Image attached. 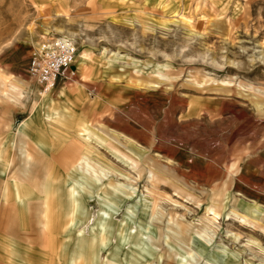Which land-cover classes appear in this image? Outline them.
Listing matches in <instances>:
<instances>
[{
  "label": "rangeland",
  "instance_id": "1",
  "mask_svg": "<svg viewBox=\"0 0 264 264\" xmlns=\"http://www.w3.org/2000/svg\"><path fill=\"white\" fill-rule=\"evenodd\" d=\"M59 36L72 38L77 54L46 91L29 75V60ZM0 72L28 91L23 106L0 97V141L15 143L35 107L41 119L27 129L74 130L98 172L85 175L61 241L76 233L101 246L98 195L105 194L113 205L125 197L113 233H102L109 253L119 245L124 258H149L141 245L122 243L120 232L125 215L135 234L154 216L165 227L152 233L162 257L152 264L178 251L192 264H264V0H0ZM8 148L17 165L20 149ZM75 166L66 180L76 179ZM92 190L98 195L90 199ZM176 221L195 237L189 253L185 241H169L180 230ZM57 251L62 264L79 255ZM87 253L77 264H95Z\"/></svg>",
  "mask_w": 264,
  "mask_h": 264
},
{
  "label": "crops",
  "instance_id": "2",
  "mask_svg": "<svg viewBox=\"0 0 264 264\" xmlns=\"http://www.w3.org/2000/svg\"><path fill=\"white\" fill-rule=\"evenodd\" d=\"M8 75L0 72V97L25 105L27 85L15 75ZM9 84L15 87L9 88ZM19 90L25 93L23 98L18 95ZM35 109L20 122L21 136L18 139L15 135V143L0 141V264H62L63 257L57 249L72 248L77 253L76 233L70 243L61 241L62 234L69 232L66 220L76 205L66 193L65 180L79 154L88 152V147L74 130L53 127L50 136L46 132L41 136L40 128L28 130V122L38 124L41 119L35 116ZM73 141L81 142L78 150ZM8 144L20 149L22 161L17 165ZM74 177L78 175L75 173ZM44 202L50 203L47 209ZM78 260L76 255L70 264H77Z\"/></svg>",
  "mask_w": 264,
  "mask_h": 264
},
{
  "label": "bare ground",
  "instance_id": "3",
  "mask_svg": "<svg viewBox=\"0 0 264 264\" xmlns=\"http://www.w3.org/2000/svg\"><path fill=\"white\" fill-rule=\"evenodd\" d=\"M83 59H85V56L82 54L81 55V60H83ZM14 87L15 86H12V84L11 85L9 84V88H14ZM4 91H7V90L5 89ZM19 131H21V130H19ZM84 131L87 132L88 129L86 128V129H84ZM80 134H81V136L84 137V134H82V133H80ZM86 137L88 139L91 138V136L89 134H87ZM25 143H27V142H24V144ZM78 143L80 144L81 142L79 141ZM74 145L77 147L76 144H74ZM110 151L111 152H115V154H116V151H114L113 149H110ZM88 156H89V153L87 154L86 152L82 153V154H79V157L74 162V164L76 165L74 167L75 168L74 173H76L77 175L82 173V175H79L75 180L72 179V178H69V180H66L68 183H70L68 185V187H69L68 190L70 191V193H68V197L72 200V203L75 202L76 205L78 204V199L80 198V196L83 193L84 188H85L83 186L84 181L87 180L86 179L87 176H85V175H89L91 173V170L95 173V175L98 174V172L94 171V168L90 165V160H89ZM117 158L119 160H121L123 163L128 162V160H126L122 156H117L116 159ZM98 169H99V172H100L99 175H101V177L106 175L107 171L105 172L104 170H102L100 168H98ZM102 173H104V175H102ZM151 176H153V174H151ZM97 177H98V180H99L100 177L98 175H97ZM96 180H97V178H96ZM116 188H117V186H116ZM97 195L98 194L97 193L95 194V192L92 190V191H89V196L88 197L90 199H92L94 197H97ZM123 196H128V195L124 192ZM98 198L101 200L102 209L99 212V219H98V222H97V226H98V231L97 232L98 233L94 232V234L95 233L96 234H99V233L101 234L100 236L97 235V237L99 236L100 239H101L100 240L101 246H97L95 249H93L92 243H88L87 241H85L83 239H79L78 245H77V251H76L77 252L76 254H79V255H77V256H83L84 253L88 254L87 252H89L91 258L95 260V264H100V259L104 260V264H146V263L152 264L151 260L157 259V258H159V259L162 258L161 255H159V257L156 256L158 253L161 254V251L157 252V247L158 246H157L156 243H153V235H152V233L154 234V231L157 230V225H159V227H165V226H164V223H161V222L157 221V219H155L154 216H151L150 218L148 217V219H144L143 216L141 215V218H143V221H144L143 226H144L145 229H143L140 232V234H138L137 232L135 234L134 232L133 233L131 232L130 226L128 225V222H129L128 216L125 215L124 222L122 223V226H123L122 227V231L120 232L121 233V241H122V243L125 244L126 240L130 239L131 242L134 245H136L137 247L139 245H141L142 250L146 251V249H147V251L149 252V258H147L145 260L143 258H140L136 254L133 255V253L130 254V255L126 254L127 256L124 258L123 254L120 253L121 252L120 251V247L121 246H119V245L114 247V248H112V250L109 253L108 252L109 251L108 248L106 249L107 238L103 237L102 233H105L106 236H107V234L109 235V234L113 233V230L110 231V229L113 228V226H114L113 225V220L118 215V211H119L120 206L121 205L123 206L124 201H125L124 200L125 197H121L122 199H120L118 205L116 203H115V205H113L110 201H108V200L111 199V197H109L108 195H105V194L102 195L101 194V195H98ZM122 200H124V201L122 202ZM48 205H49V203H48ZM48 205H47V203H45V208L46 209H47ZM155 206H156V204L154 203L153 209L155 208ZM152 212L154 213L153 210H152ZM253 212L255 213L254 210H251V213H250L251 217L253 215L252 214ZM46 214L48 215V211L47 210H46ZM244 218H246V217H244ZM171 219H173V217H171ZM256 219H259V218L257 217ZM253 220H255V219H253ZM259 220H262L264 222V216L261 219H259ZM181 223L182 222H180V221L179 222L176 221V225H177V227L180 228V230L179 231L176 230L175 233L172 232L170 234V237H168V238L170 239L169 241H171L172 237L179 238L180 239L179 241H181V240L185 241L190 246V248H188L186 250V252L189 253L190 251H193L191 248L194 247L193 244L195 242L194 241L195 237L192 236L191 233H189L190 232L189 226L183 228V225ZM254 224H256V222ZM208 228L209 227H207V228H204V227L203 228H198L196 233L198 235L202 236L203 234H201V233L205 232ZM186 233H189V234L187 235ZM97 237L95 239H97ZM179 241H177V242H179ZM168 243H170V242H168ZM191 245H192V247H191ZM201 245L202 244H200L199 246H196V247L198 248L199 252L203 253L204 249H203V246H201ZM132 250H133V248H131V252H132ZM105 252L107 254H106L105 258L102 259V256H103V254H105ZM177 256H180V259H177L178 258ZM188 257H187V255L182 254L180 251H178V252H175L173 254H169V257L166 259L165 264H170V263H172V264H192L191 263L192 261H190L188 259ZM153 264H156V263H153ZM214 264H235V263L231 259L226 260L224 262H222V259H221V260H216L214 262Z\"/></svg>",
  "mask_w": 264,
  "mask_h": 264
},
{
  "label": "built area",
  "instance_id": "4",
  "mask_svg": "<svg viewBox=\"0 0 264 264\" xmlns=\"http://www.w3.org/2000/svg\"><path fill=\"white\" fill-rule=\"evenodd\" d=\"M76 54L77 46L72 38L59 36L47 39L32 52L29 60V75L48 91L74 63ZM65 77L71 78L72 74Z\"/></svg>",
  "mask_w": 264,
  "mask_h": 264
}]
</instances>
